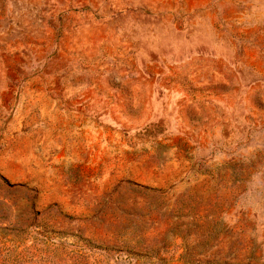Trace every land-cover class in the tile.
I'll use <instances>...</instances> for the list:
<instances>
[{
  "label": "rangeland",
  "instance_id": "rangeland-1",
  "mask_svg": "<svg viewBox=\"0 0 264 264\" xmlns=\"http://www.w3.org/2000/svg\"><path fill=\"white\" fill-rule=\"evenodd\" d=\"M0 264H264V0H0Z\"/></svg>",
  "mask_w": 264,
  "mask_h": 264
}]
</instances>
